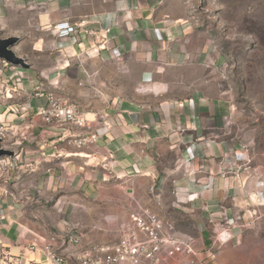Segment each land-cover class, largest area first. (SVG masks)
<instances>
[{
    "label": "crops",
    "instance_id": "1",
    "mask_svg": "<svg viewBox=\"0 0 264 264\" xmlns=\"http://www.w3.org/2000/svg\"><path fill=\"white\" fill-rule=\"evenodd\" d=\"M192 9L193 0H0V19L27 10L38 24L29 47L6 36L20 39L15 52L29 67L0 80V133L14 153L0 162L11 181L0 185V264H52L46 241L55 236L71 252L69 231L85 247L116 242L136 202L173 221L218 227L205 249L240 238L237 225L264 204V178L234 130L226 60ZM62 22L76 33L60 39ZM38 89L76 104L86 127L47 125L36 113L46 103ZM88 134L95 144H69ZM52 200L58 220L48 232L34 207ZM94 203L126 209L116 235L109 216L89 219Z\"/></svg>",
    "mask_w": 264,
    "mask_h": 264
},
{
    "label": "rangeland",
    "instance_id": "2",
    "mask_svg": "<svg viewBox=\"0 0 264 264\" xmlns=\"http://www.w3.org/2000/svg\"><path fill=\"white\" fill-rule=\"evenodd\" d=\"M192 10L200 28L211 36L226 60V82L235 104L234 130L240 143L247 146L250 165L264 178V0H193ZM10 15L13 17L0 19L3 37L7 38L8 34L22 36L27 44L25 47H29L38 27L35 17L27 10L11 12ZM25 53L27 58H32L26 50ZM3 146L7 149L5 139ZM7 159L1 158L0 162ZM5 181L11 183L3 164L0 165V185H5ZM53 201L34 207L40 216V224H50L48 232H55L51 223L58 220L52 212ZM119 206L118 210H108L100 203L90 204L89 219L102 214L109 216L107 227L116 235L117 216L126 214V209ZM179 217H175L178 221L163 218L174 222L177 232L198 239L194 242L197 253L174 258L163 256L158 264H264V204L244 225H237V232L241 233L238 240L221 238L212 244L211 249L205 247L216 240L220 229L199 218ZM90 220L82 217L81 222L89 224ZM200 222L204 226L202 231L198 226ZM99 237L96 233L95 238ZM207 252L215 254L216 258Z\"/></svg>",
    "mask_w": 264,
    "mask_h": 264
},
{
    "label": "built area",
    "instance_id": "3",
    "mask_svg": "<svg viewBox=\"0 0 264 264\" xmlns=\"http://www.w3.org/2000/svg\"><path fill=\"white\" fill-rule=\"evenodd\" d=\"M57 31L60 39H66L76 33V27L62 22L57 25ZM109 32L107 29L106 33ZM107 44L108 39L105 37L100 48ZM115 55L121 56L119 50H115ZM9 68L16 67L0 60L1 81L5 79L4 72ZM34 96L46 101L45 105L37 108L36 113L47 125L63 131L86 127L87 120L82 110L70 100L39 89ZM97 139L96 134L79 135L71 138L69 144L81 149L95 144ZM128 218L129 224L121 229L116 242L85 247L82 238L69 234V231L67 243L74 247L73 251H61L55 236L46 241L42 250L52 264H158L163 256L174 258L178 255L196 254L193 239L179 236L173 222L163 219L140 203L134 204ZM36 248L35 244L31 245L32 250Z\"/></svg>",
    "mask_w": 264,
    "mask_h": 264
},
{
    "label": "water",
    "instance_id": "4",
    "mask_svg": "<svg viewBox=\"0 0 264 264\" xmlns=\"http://www.w3.org/2000/svg\"><path fill=\"white\" fill-rule=\"evenodd\" d=\"M20 39L18 37H3V30L0 27V60L14 66L27 69L28 62L17 55L15 48L19 45ZM4 138L0 134V159L10 158L14 153L3 146Z\"/></svg>",
    "mask_w": 264,
    "mask_h": 264
}]
</instances>
